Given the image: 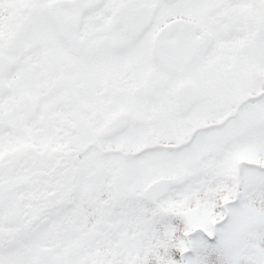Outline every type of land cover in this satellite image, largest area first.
<instances>
[{"label":"snow or ice","instance_id":"obj_1","mask_svg":"<svg viewBox=\"0 0 264 264\" xmlns=\"http://www.w3.org/2000/svg\"><path fill=\"white\" fill-rule=\"evenodd\" d=\"M0 264H264V0H0Z\"/></svg>","mask_w":264,"mask_h":264}]
</instances>
